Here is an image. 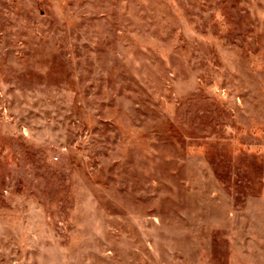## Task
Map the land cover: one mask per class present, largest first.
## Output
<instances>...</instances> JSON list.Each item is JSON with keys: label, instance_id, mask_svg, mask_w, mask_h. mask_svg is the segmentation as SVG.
<instances>
[{"label": "rangeland", "instance_id": "1", "mask_svg": "<svg viewBox=\"0 0 264 264\" xmlns=\"http://www.w3.org/2000/svg\"><path fill=\"white\" fill-rule=\"evenodd\" d=\"M0 264H264V0H0Z\"/></svg>", "mask_w": 264, "mask_h": 264}]
</instances>
